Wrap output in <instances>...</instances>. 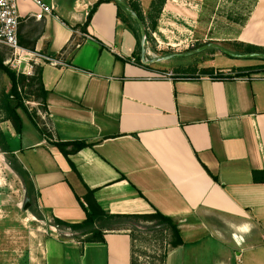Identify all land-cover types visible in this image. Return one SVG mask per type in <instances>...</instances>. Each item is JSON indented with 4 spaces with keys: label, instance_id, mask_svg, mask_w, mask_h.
Here are the masks:
<instances>
[{
    "label": "crops",
    "instance_id": "crops-1",
    "mask_svg": "<svg viewBox=\"0 0 264 264\" xmlns=\"http://www.w3.org/2000/svg\"><path fill=\"white\" fill-rule=\"evenodd\" d=\"M41 1L54 10L37 19L38 3L18 0V35L24 48L59 62L38 64L47 130L23 126L18 134L11 125L0 148L9 145L30 173L43 213L83 222L89 187L111 214L161 212L177 223L184 244L169 250L164 264H259L264 182H255L254 172L264 171V72L228 79L199 69L263 63L162 68L156 62L168 59H156L166 55L150 47V57L142 41L140 49L139 26L119 16L117 0L100 4L86 31L81 26L99 0ZM135 1L148 13L152 0ZM152 34L156 51L209 43L238 53L245 52L235 43L264 48V0H167ZM75 141L87 146L66 155L64 148L75 146L61 144ZM147 222L106 230L104 242H82L65 229L64 239L46 238L29 263L152 264L137 250L141 234L154 238L140 227ZM154 224L166 242L164 225Z\"/></svg>",
    "mask_w": 264,
    "mask_h": 264
},
{
    "label": "rangeland",
    "instance_id": "rangeland-1",
    "mask_svg": "<svg viewBox=\"0 0 264 264\" xmlns=\"http://www.w3.org/2000/svg\"><path fill=\"white\" fill-rule=\"evenodd\" d=\"M144 3L145 5L148 4L146 0ZM145 15H147V13ZM150 33L152 38L148 40L149 45L152 51L159 55L164 54L167 56L192 51V49L177 50L178 48H166L165 46L162 51H156L160 44L157 42L151 30ZM139 35L141 37L140 30ZM0 49L4 52V63L6 64L11 53L9 49L5 47L0 46ZM157 54L153 56L155 57ZM176 58L177 59L171 58L163 62H156V65L166 69H173L179 67L180 63H185V66L189 68L201 64L226 68L235 65L243 66L246 64L264 63V59L262 58H235L214 48ZM223 58L226 61H224ZM11 87L12 82L9 76L0 70V97L4 90L8 92L11 90ZM19 89L24 99V104L29 112V114H26L23 109L19 110L22 114L25 132L37 133V129L32 120L36 123L38 128L41 127L47 130L45 109L41 106L40 102L36 101L33 95L28 92L30 89L28 86L23 88L20 85ZM11 125L13 126L12 122L6 119L4 113L0 112V136L3 133V129L7 130ZM26 206H28V208ZM31 208L32 202L27 196L24 177L14 168L12 161L7 155L0 150V264H30L31 254L35 252L36 249L38 250L43 247V242L46 238L56 233L60 235V238L66 237L64 234L65 230H56L51 227L53 220H50L40 207L38 209L42 213L43 219L35 215ZM140 227H143L144 230L151 234L161 231H155V229H159L160 226L157 227L152 221ZM168 238L171 239V236ZM163 239L165 240V238ZM163 239L159 237L140 241L141 243H138L139 248H137L139 254H144V258H146L147 261H152L150 258L153 256V258H155L153 260L156 264H163L164 261L162 258L171 250L169 243H166L169 242L170 239H167L166 242H164ZM148 256H150V258H148ZM258 262L259 264H264V257L258 259ZM69 264L72 263L69 262ZM243 264L247 263L243 262Z\"/></svg>",
    "mask_w": 264,
    "mask_h": 264
},
{
    "label": "trees",
    "instance_id": "trees-1",
    "mask_svg": "<svg viewBox=\"0 0 264 264\" xmlns=\"http://www.w3.org/2000/svg\"><path fill=\"white\" fill-rule=\"evenodd\" d=\"M108 1H115V0H99L93 6V8L88 13L85 23L81 26L83 30L85 31L87 30V27L91 23L93 14L95 13L98 6L103 2H108ZM166 2L167 0H152L147 15L143 13L140 4L137 1L129 0L128 2L131 8L143 20L147 28L149 39L152 38L150 30L154 31L156 29L158 20L160 18V15L163 11ZM118 6H119V16L129 25L130 28H132L131 16L128 14V12L124 9L122 5L118 4ZM139 45L141 49V37L139 39ZM200 46L201 45L196 46L194 49L199 48ZM234 46L236 49L241 50V52H245V53L247 52L264 53V48L257 47L254 45L235 43ZM191 68L188 67L186 68V70H193L194 72L198 70L196 66ZM0 70L6 73L12 82L11 90L8 92L4 90L1 94L0 112L6 115V119L12 122L16 132L20 134L23 130V118L19 110L23 109L26 112V114H29L24 104V99L22 98L20 93V89H19L20 85L23 88L28 86L30 88L28 92L31 95H33V98H35L36 101L40 102L41 106L44 109L46 108L47 90L45 89L42 80L43 66L38 65L33 75L17 74L16 71L10 69L9 66L4 63V52H2L0 49ZM199 70H200L199 73L206 74L213 78L232 79L235 77H249L252 74L263 73L264 63L260 65L240 68L238 70L230 69L229 71H225L222 69H215L214 67H207ZM32 122L37 127L36 123L33 120ZM71 143L75 146V148H73L72 150H67L64 148L66 155L75 153L78 150L87 146L85 142H81V141L62 143L61 146L66 147ZM2 152H4L7 155V157L12 161L14 168L18 170L24 177L27 196L28 199L32 202L31 210H33L35 215L43 219V215L38 209L39 208V204L37 200L38 194L34 186V183L32 181L30 173L23 167L22 163L19 161L17 156L12 152L9 145L6 144L3 145ZM262 174L264 175V171L254 172L255 182H264V176H262ZM78 198L79 200H81L82 197L78 196ZM83 198H84L83 199L84 202H86V205L84 202H81L86 211V219L83 222L70 223L60 218L54 217L51 223V227H54L56 230H65L70 228L74 232H79V235H76L75 238L81 240L82 242H104L106 230L118 229L121 228L122 226H126V224L129 221H134V220L139 221L140 218H143L144 220L154 221L157 223V225L158 224L164 225L163 226L164 230H167V234H169V237L171 236V239L169 238L170 241L167 242L169 243L171 249L177 248L178 246L184 244V240L181 236V231L177 223L171 217L165 216L161 212H156L155 214H144V215L111 214L110 212H107L101 207V205L97 202L94 196V190L89 187L87 188V193L84 195ZM133 228L135 229V227ZM164 235L165 234L162 232L154 233L153 237L154 238L160 237L161 239H163L166 237V235L165 236ZM151 237L152 236L150 235H143V234L139 236V238L142 240H147L148 238ZM148 257L150 258V256ZM165 257L166 255L164 256V258H162L163 261ZM153 259L155 258L151 256V260H152L151 263L156 264ZM143 260L147 261L145 259ZM137 262L138 261H135L134 264H140L139 262L138 263Z\"/></svg>",
    "mask_w": 264,
    "mask_h": 264
},
{
    "label": "built area",
    "instance_id": "built-area-1",
    "mask_svg": "<svg viewBox=\"0 0 264 264\" xmlns=\"http://www.w3.org/2000/svg\"><path fill=\"white\" fill-rule=\"evenodd\" d=\"M38 3L41 10L36 13L37 19H43L47 13H52L54 6L46 5L41 0H32ZM21 23L18 0H0V45L9 49L11 56L6 65L15 70L17 74L33 75L36 65L40 62L58 64L49 55L21 46L18 29ZM173 73H165L162 78L171 77Z\"/></svg>",
    "mask_w": 264,
    "mask_h": 264
},
{
    "label": "water",
    "instance_id": "water-1",
    "mask_svg": "<svg viewBox=\"0 0 264 264\" xmlns=\"http://www.w3.org/2000/svg\"><path fill=\"white\" fill-rule=\"evenodd\" d=\"M117 2L122 5L124 7V9L128 12V14L131 16V18H133L136 23L139 26L140 29V34H141V41H142V46H143V51H147L148 55L150 57H152V51L150 49V45H149V36L146 30V26L143 22V20L138 16V14L131 8V6L124 2L123 0H117ZM218 49L220 50L222 53L235 57V58H262L264 59V53L262 52H247V53H238L235 51H232L230 49L225 48L224 46L217 44V43H209L206 44L194 51L191 52H187V53H181V54H171V55H167V56H163V57H158L156 60H162V59H170V58H175V57H180V56H185V55H192V54H196L198 52H202L208 49ZM1 150V148H0ZM29 204V201H28ZM28 208V206H26Z\"/></svg>",
    "mask_w": 264,
    "mask_h": 264
}]
</instances>
